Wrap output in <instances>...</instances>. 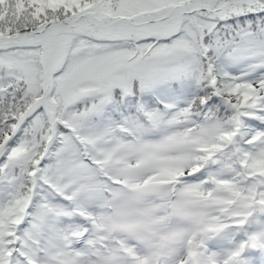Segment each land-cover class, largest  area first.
<instances>
[{
	"label": "snow or ice",
	"instance_id": "snow-or-ice-1",
	"mask_svg": "<svg viewBox=\"0 0 264 264\" xmlns=\"http://www.w3.org/2000/svg\"><path fill=\"white\" fill-rule=\"evenodd\" d=\"M0 264H264V0H0Z\"/></svg>",
	"mask_w": 264,
	"mask_h": 264
}]
</instances>
